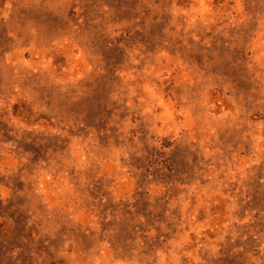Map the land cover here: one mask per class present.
<instances>
[{
  "label": "rangeland",
  "instance_id": "obj_1",
  "mask_svg": "<svg viewBox=\"0 0 264 264\" xmlns=\"http://www.w3.org/2000/svg\"><path fill=\"white\" fill-rule=\"evenodd\" d=\"M0 264H264V0H0Z\"/></svg>",
  "mask_w": 264,
  "mask_h": 264
}]
</instances>
